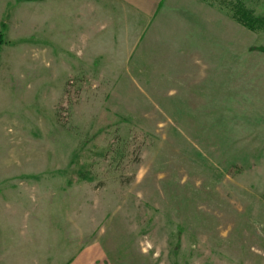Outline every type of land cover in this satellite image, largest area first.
<instances>
[{
	"label": "rangeland",
	"instance_id": "1",
	"mask_svg": "<svg viewBox=\"0 0 264 264\" xmlns=\"http://www.w3.org/2000/svg\"><path fill=\"white\" fill-rule=\"evenodd\" d=\"M201 1L264 19V0ZM225 31L237 52L209 41L181 72L149 49L6 33L0 264L92 245L109 264H264V28Z\"/></svg>",
	"mask_w": 264,
	"mask_h": 264
},
{
	"label": "crops",
	"instance_id": "2",
	"mask_svg": "<svg viewBox=\"0 0 264 264\" xmlns=\"http://www.w3.org/2000/svg\"><path fill=\"white\" fill-rule=\"evenodd\" d=\"M207 3L201 0H0V28L6 24L5 36L13 33L29 42L38 39L62 45L71 36L73 43L109 44L111 50L119 53L116 60L137 59L142 56L137 51L150 50L160 64L166 58L173 62L168 66L181 72L189 63L187 59L202 52L207 56L209 41L221 56L229 52L226 47L230 46L232 53L239 50L238 40L225 45L226 26L235 36L240 27L250 31L232 16L225 21L223 6L218 4L217 9ZM55 45L52 47L57 48ZM68 264L109 263L92 245Z\"/></svg>",
	"mask_w": 264,
	"mask_h": 264
},
{
	"label": "trees",
	"instance_id": "3",
	"mask_svg": "<svg viewBox=\"0 0 264 264\" xmlns=\"http://www.w3.org/2000/svg\"><path fill=\"white\" fill-rule=\"evenodd\" d=\"M213 2L212 0H206ZM229 10L231 12L232 18L238 21L243 27L249 29L250 31H256L257 29L264 28V19L255 17L252 10L245 7L242 1H237L234 4H230ZM5 29L6 25L2 26V31L0 32V53L5 45Z\"/></svg>",
	"mask_w": 264,
	"mask_h": 264
}]
</instances>
